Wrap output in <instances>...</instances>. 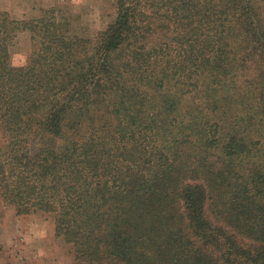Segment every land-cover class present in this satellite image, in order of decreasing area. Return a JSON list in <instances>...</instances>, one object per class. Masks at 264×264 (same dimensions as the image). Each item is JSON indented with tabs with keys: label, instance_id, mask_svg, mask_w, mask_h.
<instances>
[{
	"label": "trees",
	"instance_id": "obj_1",
	"mask_svg": "<svg viewBox=\"0 0 264 264\" xmlns=\"http://www.w3.org/2000/svg\"><path fill=\"white\" fill-rule=\"evenodd\" d=\"M115 4L94 36L0 10V206L72 264H264V0Z\"/></svg>",
	"mask_w": 264,
	"mask_h": 264
},
{
	"label": "rangeland",
	"instance_id": "obj_2",
	"mask_svg": "<svg viewBox=\"0 0 264 264\" xmlns=\"http://www.w3.org/2000/svg\"><path fill=\"white\" fill-rule=\"evenodd\" d=\"M53 10L60 30L94 36L116 15L115 0H0V10L15 18H32ZM31 51L30 34L20 31L10 46L11 62L26 63ZM0 129V145L3 142ZM68 243L54 233L50 214L34 211L17 214L10 205L0 206V264H72Z\"/></svg>",
	"mask_w": 264,
	"mask_h": 264
}]
</instances>
